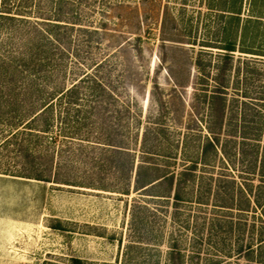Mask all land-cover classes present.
<instances>
[{"label": "rangeland", "instance_id": "rangeland-1", "mask_svg": "<svg viewBox=\"0 0 264 264\" xmlns=\"http://www.w3.org/2000/svg\"><path fill=\"white\" fill-rule=\"evenodd\" d=\"M60 1L33 0L32 12L54 16ZM68 2L96 31L77 24L69 55L54 52L60 69L37 81L50 129L22 118L37 96H0V264H172V248L184 264H264V1L243 0L240 19L217 9L234 0ZM226 38L238 48L211 161L178 203L135 191L141 161L178 174L198 158ZM85 72L111 93L48 96Z\"/></svg>", "mask_w": 264, "mask_h": 264}, {"label": "trees", "instance_id": "trees-1", "mask_svg": "<svg viewBox=\"0 0 264 264\" xmlns=\"http://www.w3.org/2000/svg\"><path fill=\"white\" fill-rule=\"evenodd\" d=\"M10 1L0 0V36L2 34H8L7 42L10 43V45L7 42L0 44V96L5 93L4 86L9 87V93L11 92L13 96H37L35 98L37 102L31 104L30 110L23 114L22 118L27 121V124L35 123L36 130L39 132H46L50 129L51 125L53 102L44 101L42 104H38L40 99L38 96L45 95L44 84H39L37 81H39L41 76H49L51 73L54 74L56 70L60 69V66L55 64L54 52L57 51L59 45L69 55V51L73 46L71 32L77 24L80 30L88 33L96 30L89 31L88 28L82 27L79 23L75 22L79 19L77 16H68V12L63 11L64 5L69 7L70 4L68 1L70 0H61L59 8L54 12V16H40L43 15L41 8L38 13L32 12L33 0H22L15 4H11ZM228 5L224 2L217 9L222 11V14H229L232 18L240 19L243 0H234L233 6ZM32 14L40 15L35 16ZM253 15L257 20L262 16L261 14ZM2 44H5V49L3 50H1ZM222 45L218 47L223 49L221 64L218 67L217 74L219 81L215 85L213 94L211 95L212 118L209 125L211 134L201 145L197 156L198 158L192 160V164L183 168L178 174L169 170L168 166L161 168L158 165L153 166V164L147 163L148 161L146 160L141 161L136 169L134 179L135 191L159 198L165 197L173 199L175 203H178L183 200L184 190L192 180L193 175H195L199 162L207 165L208 161H211L210 152H215L220 143L219 131L222 129L224 122L226 86L225 80H221V77L230 69L234 52L238 48L236 39L226 38V41L224 40ZM5 53H8L10 56H4L6 55ZM17 56L18 60L15 59ZM24 73L27 74V77L29 76L34 79L32 81L25 80ZM108 90L109 88L98 80L94 74L85 72L72 85L66 86L63 89L61 88L60 90H53V92H49L48 96L66 95L72 98L70 102L75 101L76 103L81 96L102 97L107 95ZM109 92L111 93L110 90ZM242 118L245 121L246 116L243 114ZM246 133V130H244L242 134L243 138L247 137L245 136ZM106 145L108 147L117 146L112 140H109V143ZM119 147L121 148V145ZM153 153L145 152L149 156ZM130 165V171L132 172L134 170V162L132 161ZM262 175L264 176V172ZM35 178L47 180L41 171L36 172ZM129 183L130 180L128 187L130 185ZM129 190L130 188H125L123 193L128 194ZM172 249V264H184L181 252L176 251L175 248ZM73 261L74 264H85L80 258H73Z\"/></svg>", "mask_w": 264, "mask_h": 264}]
</instances>
